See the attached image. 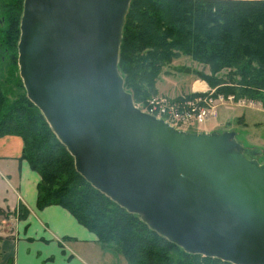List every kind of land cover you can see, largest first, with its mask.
I'll return each instance as SVG.
<instances>
[{
    "label": "water",
    "instance_id": "obj_1",
    "mask_svg": "<svg viewBox=\"0 0 264 264\" xmlns=\"http://www.w3.org/2000/svg\"><path fill=\"white\" fill-rule=\"evenodd\" d=\"M130 0H23L17 63L84 180L185 253L264 264V164L232 132L177 130L118 71Z\"/></svg>",
    "mask_w": 264,
    "mask_h": 264
},
{
    "label": "trees",
    "instance_id": "obj_2",
    "mask_svg": "<svg viewBox=\"0 0 264 264\" xmlns=\"http://www.w3.org/2000/svg\"><path fill=\"white\" fill-rule=\"evenodd\" d=\"M22 8L23 0H0V63L11 72L8 93L0 84V139L22 140L20 160L40 177L36 207L63 208L95 235L101 249L119 254L126 264H230L185 253L77 173L73 157L13 72ZM180 56L208 69L201 77L218 87L217 94L264 108V0H130L118 71L134 104L156 96L161 70ZM18 212L19 219L28 215L22 206Z\"/></svg>",
    "mask_w": 264,
    "mask_h": 264
},
{
    "label": "crops",
    "instance_id": "obj_3",
    "mask_svg": "<svg viewBox=\"0 0 264 264\" xmlns=\"http://www.w3.org/2000/svg\"><path fill=\"white\" fill-rule=\"evenodd\" d=\"M22 149L18 138L0 139V178L13 190L0 197V264H112L101 261L105 255L96 259L106 250L66 210L36 207L40 177L20 160ZM20 206L28 212L23 219L18 218Z\"/></svg>",
    "mask_w": 264,
    "mask_h": 264
},
{
    "label": "rangeland",
    "instance_id": "obj_4",
    "mask_svg": "<svg viewBox=\"0 0 264 264\" xmlns=\"http://www.w3.org/2000/svg\"><path fill=\"white\" fill-rule=\"evenodd\" d=\"M16 65L17 71L14 67L13 72H16L19 76L17 59ZM10 74L11 72L6 67L5 63H0V84L2 90L7 93L9 92ZM220 74L224 75L226 71ZM7 75L8 77L5 78ZM203 75H209L207 68L193 62L188 57L180 56L172 60L167 67L161 70L154 85L156 95L176 99L181 96L192 94L193 92H199L200 90L211 89L217 93L218 87H210L208 83L202 79L201 76ZM198 85L200 86L199 89L197 88ZM13 87V91L15 92V86ZM130 95L132 96V94ZM139 102L140 101H138V103ZM146 102L147 101L143 102V104L140 103L136 105L144 106ZM183 126V130L190 133L209 132L222 134L224 132H232L234 134V140L243 149L245 157L258 164H264V108L259 103L242 98H239L238 102L222 103V105L218 107L217 116L214 119L207 120L202 124ZM15 138L20 139L19 137ZM9 182L11 185L14 184V181L11 179ZM6 190H8V194L9 192L13 193V190H11L0 178V197L4 195ZM104 252L98 254L99 257L96 258L98 261L100 260V256L105 255L101 258V261H110L112 264H126L124 258L119 254L108 250Z\"/></svg>",
    "mask_w": 264,
    "mask_h": 264
},
{
    "label": "built area",
    "instance_id": "obj_5",
    "mask_svg": "<svg viewBox=\"0 0 264 264\" xmlns=\"http://www.w3.org/2000/svg\"><path fill=\"white\" fill-rule=\"evenodd\" d=\"M234 96L217 94L214 90H200L187 96L170 99L156 95L149 98L144 106H138L140 111L161 119L169 126L183 130V125L202 124L217 116L218 107L222 103H233Z\"/></svg>",
    "mask_w": 264,
    "mask_h": 264
},
{
    "label": "bare ground",
    "instance_id": "obj_6",
    "mask_svg": "<svg viewBox=\"0 0 264 264\" xmlns=\"http://www.w3.org/2000/svg\"><path fill=\"white\" fill-rule=\"evenodd\" d=\"M197 88L199 89V88H200V86L198 85V86H197ZM201 88H202V87H201Z\"/></svg>",
    "mask_w": 264,
    "mask_h": 264
}]
</instances>
